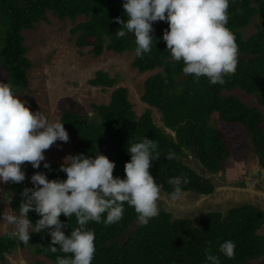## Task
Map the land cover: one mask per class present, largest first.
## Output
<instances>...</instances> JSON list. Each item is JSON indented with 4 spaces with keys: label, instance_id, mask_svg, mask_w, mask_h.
<instances>
[{
    "label": "trees",
    "instance_id": "1",
    "mask_svg": "<svg viewBox=\"0 0 264 264\" xmlns=\"http://www.w3.org/2000/svg\"><path fill=\"white\" fill-rule=\"evenodd\" d=\"M122 4L123 0H0V80L9 84L14 94L29 87L28 74L34 62L27 56L29 47L25 45L23 32L46 21L49 12L60 19L85 16L71 31L79 47L93 46L95 56L99 57L106 49L135 52L134 37L115 35L121 27L115 18L127 19ZM228 16L227 28L236 38L239 55L235 73L226 75L223 85L213 86L205 77L197 80L186 76L183 63L171 58L162 39L168 23L155 22L152 51L142 58L135 55L133 65L141 73L161 68L146 80L142 99L161 111L163 124L156 123L151 109L138 116L129 89L119 86L114 88L109 103L93 105L91 115L71 109L62 112L65 129L79 136L76 154L102 153L115 162L124 178V166L130 160L128 144L140 142L144 137L153 139L160 158L152 161L149 171L161 185V191L168 195L174 191L168 180L174 177L188 178L189 182L181 185L182 195L213 194L216 186L205 176L204 169L216 172L225 161L244 158L245 150L239 157L236 152L247 147L244 140L235 142L234 133L238 130L251 136L264 166V25L258 23V31L246 39L243 32L256 16L264 21V0H239L230 4ZM117 81L109 72L99 70L89 83L111 88ZM236 89L255 96L258 103L246 102L239 94L229 93ZM169 153H175L177 159L167 160L165 156ZM43 163L39 169L25 163L22 165L25 181L7 185L5 195L8 200L12 198L16 214L22 200L20 193L25 187H33L30 177L34 172H44L48 179H66L59 164L48 162L49 170ZM39 218L34 211L29 212L33 223ZM60 220L66 225L63 229L66 235L78 227L74 215L69 220L61 214ZM138 222L134 208L126 203L118 223L105 226L89 222L86 227L94 231L96 247L91 264H205L206 251L218 256L220 264H247L264 256V210L251 204L233 207L228 213L209 212L199 219V226L193 218L175 217L173 210L166 208H161L147 225H136ZM9 233L0 235L3 263L8 254L24 246L32 248L35 255L46 256L53 264L58 256L66 255L50 251L51 238L47 232L31 233L27 245ZM228 240L236 245L231 259L219 252L220 245Z\"/></svg>",
    "mask_w": 264,
    "mask_h": 264
},
{
    "label": "clouds",
    "instance_id": "2",
    "mask_svg": "<svg viewBox=\"0 0 264 264\" xmlns=\"http://www.w3.org/2000/svg\"><path fill=\"white\" fill-rule=\"evenodd\" d=\"M238 2L123 0L127 19L115 18L121 25L115 35L134 37L135 55L142 58L152 51L153 24L166 21L169 27L162 39L171 58L183 63V73L197 80L205 77L213 86L223 85L224 77L234 74L238 64L236 38L227 28L230 4ZM57 141H69L64 123L50 121L39 111L33 113L9 84L0 83V184L25 181V163L39 169L44 162L43 167L51 170L45 151ZM157 149L158 144L147 137L129 143L130 160L125 163L124 178L113 176L115 162L102 153L69 155L59 169L66 173V179H48L46 173L34 172L30 177L33 187H25L20 193L18 214L4 211L0 222L13 226L9 236L23 245L29 244L31 233L47 232L50 251L66 254L58 256L56 264H91L96 247L95 233L86 227L89 222L105 226L118 223L123 218L125 203L134 208L141 225L159 215L161 185L149 171L152 161L160 158ZM165 157L169 161L177 159L175 153ZM188 182L186 177L168 180L174 187L173 200L181 197V185ZM11 199H6L9 205ZM30 211L40 217L35 223L29 219ZM61 214L69 220L76 217L78 227L71 229L70 235L63 230L66 225L60 220ZM235 247V242L228 240L220 245L219 252L231 259ZM205 264H220L219 257L206 251Z\"/></svg>",
    "mask_w": 264,
    "mask_h": 264
},
{
    "label": "rangeland",
    "instance_id": "3",
    "mask_svg": "<svg viewBox=\"0 0 264 264\" xmlns=\"http://www.w3.org/2000/svg\"><path fill=\"white\" fill-rule=\"evenodd\" d=\"M83 20H85V16L82 15L77 16L75 20L71 18L60 19L57 15L49 12L46 21L44 20L36 24L34 29L24 30L23 34L26 37L25 45L29 47L27 56L34 62V66L29 70L28 74L29 87L15 95L19 96L33 113L39 111L50 121L61 122L64 109H71L77 112L86 111L91 115L94 104L109 103L114 88L125 86L129 89L130 99L134 104L137 115L141 116L147 109H151L156 123L162 125L161 111L156 107L150 106L142 99L145 92L146 80L159 72L161 68L141 73L133 65L135 52L126 51L118 53L106 49L98 57L92 52L93 46L79 47L76 43L77 38L72 34L71 29ZM258 23L264 25V21L260 16H256L243 29L245 39L258 31ZM3 29L5 30L4 27ZM99 70L107 71L113 77H117L118 81L115 87L104 88L90 85V80L96 76ZM1 73L2 69L0 68V77ZM0 83L4 82L0 80ZM229 93L239 94L240 98L246 102L258 103L255 96L248 95L239 89ZM168 132L173 135L175 134L170 129H168ZM234 139L237 144L238 142L241 143L242 140L247 144V147H242L241 151L235 148L237 156L239 157L241 152L245 150L246 158H251L254 166L258 165L259 161L256 158L258 153L253 145L251 136L245 135L244 131L242 133V131L238 130V132L234 133ZM78 140L79 136L69 134V141L67 143L57 141L45 151L46 161L51 164L61 165L65 157L76 155L75 147ZM244 158L241 160L233 158L231 161H225L223 165L225 170L221 173V176L219 173H216V177H219L221 180L228 179L231 182H236L237 186H245L247 184L245 176L249 175V172L245 162L246 158ZM255 158L256 160L254 161ZM261 168L262 166H260ZM204 171L206 170L204 169ZM113 176L121 178V174L116 167L114 168ZM214 176H210L211 180H213ZM249 184L255 188L254 184L251 182ZM7 185L0 184V216H2L4 211L16 214L11 204L9 205L7 202L8 199L5 195ZM221 189L224 193L228 192L224 187ZM230 193L231 197L237 195L236 193L233 194V192ZM202 197L196 193L187 192L181 195L180 198L173 200L172 195L161 191L158 206L159 209L166 208L171 211L173 210L175 217H191L194 219L196 225L199 226V219L206 216L209 212L223 211L224 213H228L233 207L245 205V200L237 201L231 197L225 200H221L223 197L213 199V195L210 200H204ZM259 208L264 210L263 205ZM138 224L140 223H136V225ZM11 231H13V226L8 225L6 222H0V235ZM263 257L260 260H263ZM256 260L254 259L252 262ZM0 264H53V262L44 255H35L32 248L24 246L14 253L8 254L6 263L0 260Z\"/></svg>",
    "mask_w": 264,
    "mask_h": 264
},
{
    "label": "crops",
    "instance_id": "4",
    "mask_svg": "<svg viewBox=\"0 0 264 264\" xmlns=\"http://www.w3.org/2000/svg\"><path fill=\"white\" fill-rule=\"evenodd\" d=\"M256 156H257L256 157L257 160L259 161V164L256 166H254L253 162L251 161L252 160L251 158H249V157L246 158L245 162L247 164V169L249 172V175L246 173L247 175L245 176V179H247V181H246L247 184H245V186L238 185L236 189L238 190V192H244V195H246V197H247V195L253 194L256 196V200H258L257 203H259V202L264 203V170H263V168L260 169V166H262V165H260V163H261L260 157L258 155H256ZM256 158L254 159V161L256 160ZM230 161H231V159H230ZM232 171H234V170H232ZM232 173L234 174V172H232ZM250 182L255 185V188H253L252 185L249 184ZM233 194H235V191L233 192ZM231 196L230 195L225 196L223 194L219 195V197H223V198H221V200L229 199V197H231ZM207 197L208 196H203L202 198H204V200H210V199L214 198L215 196H213L210 199H207ZM237 197H240V194L236 195L235 197H231V198L237 199ZM261 200H262V202H261ZM245 204L253 205L251 199H247L245 201Z\"/></svg>",
    "mask_w": 264,
    "mask_h": 264
},
{
    "label": "flooded vegetation",
    "instance_id": "5",
    "mask_svg": "<svg viewBox=\"0 0 264 264\" xmlns=\"http://www.w3.org/2000/svg\"><path fill=\"white\" fill-rule=\"evenodd\" d=\"M262 168L264 170V166L263 165H262ZM204 173L206 174L205 176H207L208 178H210V176H214L215 175L212 181L215 183L216 188H215L213 194L208 195L207 199H210L212 197V195L215 196L213 199L219 197L220 194L221 195L223 194L225 196H229V195L231 196L230 192H234L235 191V193H237V195L240 194V197H237L236 200H241V201L245 200L246 201L247 199H251L253 205H255L257 207H262V205L264 206V203L262 202V200H261L262 203H260V202L257 203L258 200H256V196L255 195L250 194V195H247V197H246V195H244V192H238V190L236 189L237 188V183L236 182H231L228 179L221 180L219 177H216V173H219L220 176H221V173H222L221 169H219L216 172H210L209 171V173L211 175L207 174L206 171H204ZM221 187H224L226 189V191H228V192L224 193L223 190L221 189ZM251 262L252 261L248 262L247 264H264V259L263 260L259 259V260H256L255 262H252V263Z\"/></svg>",
    "mask_w": 264,
    "mask_h": 264
},
{
    "label": "water",
    "instance_id": "6",
    "mask_svg": "<svg viewBox=\"0 0 264 264\" xmlns=\"http://www.w3.org/2000/svg\"><path fill=\"white\" fill-rule=\"evenodd\" d=\"M220 169H221L222 172L225 170L224 167H221ZM206 173H207V174H210V173H209V170L206 169ZM206 177H207V176H206ZM207 178H208V177H207Z\"/></svg>",
    "mask_w": 264,
    "mask_h": 264
}]
</instances>
